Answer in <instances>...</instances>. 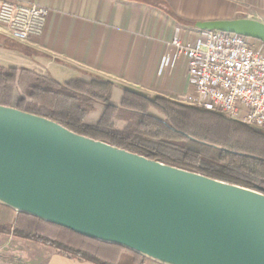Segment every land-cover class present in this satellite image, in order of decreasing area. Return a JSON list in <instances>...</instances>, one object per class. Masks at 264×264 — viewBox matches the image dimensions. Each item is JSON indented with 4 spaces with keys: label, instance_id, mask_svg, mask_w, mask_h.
I'll return each instance as SVG.
<instances>
[{
    "label": "water",
    "instance_id": "1",
    "mask_svg": "<svg viewBox=\"0 0 264 264\" xmlns=\"http://www.w3.org/2000/svg\"><path fill=\"white\" fill-rule=\"evenodd\" d=\"M254 37L249 18L196 22ZM0 204L161 264H264V190L226 183L0 104Z\"/></svg>",
    "mask_w": 264,
    "mask_h": 264
},
{
    "label": "trees",
    "instance_id": "2",
    "mask_svg": "<svg viewBox=\"0 0 264 264\" xmlns=\"http://www.w3.org/2000/svg\"><path fill=\"white\" fill-rule=\"evenodd\" d=\"M181 26L196 27L165 6ZM113 81H60L28 68L0 65V104L52 119L79 133L147 158L251 189L264 190V130L202 107L125 88L111 101ZM0 233L32 240L92 264H135L147 257L120 245L84 236L0 204Z\"/></svg>",
    "mask_w": 264,
    "mask_h": 264
},
{
    "label": "crops",
    "instance_id": "3",
    "mask_svg": "<svg viewBox=\"0 0 264 264\" xmlns=\"http://www.w3.org/2000/svg\"><path fill=\"white\" fill-rule=\"evenodd\" d=\"M14 1L44 5L49 15L43 33L24 41L0 29V59L18 62L24 66L15 67L60 81L95 76L109 79L115 84L111 96L114 104L121 103L125 88L174 101L187 90L184 60L160 66L167 42L179 28H198L181 26L165 6L191 22L249 18L264 23V0ZM1 234L11 238L0 236V264H92L32 240ZM7 242L10 248L4 250ZM124 259L135 264L128 253L120 256L119 264ZM150 262L161 264L149 258L144 264Z\"/></svg>",
    "mask_w": 264,
    "mask_h": 264
},
{
    "label": "built area",
    "instance_id": "4",
    "mask_svg": "<svg viewBox=\"0 0 264 264\" xmlns=\"http://www.w3.org/2000/svg\"><path fill=\"white\" fill-rule=\"evenodd\" d=\"M48 7L6 0L0 3V29L24 41L43 33ZM184 60L189 85L178 102L220 112L264 130V43L217 30H185L167 42L161 68Z\"/></svg>",
    "mask_w": 264,
    "mask_h": 264
},
{
    "label": "rangeland",
    "instance_id": "5",
    "mask_svg": "<svg viewBox=\"0 0 264 264\" xmlns=\"http://www.w3.org/2000/svg\"><path fill=\"white\" fill-rule=\"evenodd\" d=\"M3 59H0V64H3V65H6V66H24V65H20V63H18V62H14V61H2ZM24 64V63H23ZM66 78V77H65ZM3 214H5V210H3L2 208L0 209V215L2 216ZM1 237H4V238H6L7 240L8 239H10L11 237L10 236H4V235H0ZM3 240V239H2ZM8 243V242H7ZM10 248V245H9V243L6 245V246H4L3 247V249L5 250V249H9ZM7 252H8V250H7ZM152 263H155V262H152ZM120 264H130V262H128V261H126L125 259L124 260H122L121 262H120ZM149 264H151V262L149 263Z\"/></svg>",
    "mask_w": 264,
    "mask_h": 264
}]
</instances>
